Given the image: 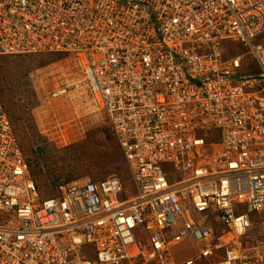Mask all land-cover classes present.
<instances>
[{
	"label": "built area",
	"instance_id": "built-area-1",
	"mask_svg": "<svg viewBox=\"0 0 264 264\" xmlns=\"http://www.w3.org/2000/svg\"><path fill=\"white\" fill-rule=\"evenodd\" d=\"M41 54L70 59L128 180L42 197L0 98V264H264V0H0V56Z\"/></svg>",
	"mask_w": 264,
	"mask_h": 264
},
{
	"label": "rangeland",
	"instance_id": "rangeland-1",
	"mask_svg": "<svg viewBox=\"0 0 264 264\" xmlns=\"http://www.w3.org/2000/svg\"><path fill=\"white\" fill-rule=\"evenodd\" d=\"M75 75L70 59L57 54L0 57V97L42 197L51 195L53 181L61 178L116 174L128 180L104 112L73 85ZM61 85L70 86L67 95L50 98ZM252 217L259 223L263 219Z\"/></svg>",
	"mask_w": 264,
	"mask_h": 264
},
{
	"label": "clouds",
	"instance_id": "clouds-1",
	"mask_svg": "<svg viewBox=\"0 0 264 264\" xmlns=\"http://www.w3.org/2000/svg\"><path fill=\"white\" fill-rule=\"evenodd\" d=\"M29 56V55H28ZM60 56H64V55H60ZM66 58H67V56H65ZM67 95V94H66ZM66 95H63V96H66ZM63 96H61V98H63ZM1 98V97H0ZM50 98H51V96H50ZM52 99H60V97H58V98H52ZM2 101V100H1ZM3 103V102H2ZM4 105V104H3ZM5 108V107H4ZM6 110V109H5ZM7 112V111H6ZM7 114H8V112H7ZM9 115V114H8ZM10 117V116H9ZM119 147V146H118ZM22 149V148H21ZM22 152L24 153V151H23V149H22ZM24 156L26 157V155H25V153H24ZM26 160H27V158H26ZM29 163V162H28ZM30 166V165H29ZM30 175H31V177L33 178V174H32V172H31V170H30ZM33 180H34V178H33ZM34 182H35V180H34ZM36 183V182H35ZM37 184V183H36Z\"/></svg>",
	"mask_w": 264,
	"mask_h": 264
},
{
	"label": "crops",
	"instance_id": "crops-1",
	"mask_svg": "<svg viewBox=\"0 0 264 264\" xmlns=\"http://www.w3.org/2000/svg\"><path fill=\"white\" fill-rule=\"evenodd\" d=\"M107 122V121H106ZM108 124V123H107ZM115 142H116V140H115ZM116 144H117V142H116ZM117 146H118V144H117ZM119 148V147H118ZM119 151H120V154H121V156H122V153H121V150H120V148H119ZM73 177H77V176H73ZM73 179H76V178H73ZM57 180V179H56ZM55 182V180L53 181V183ZM192 253H193V251L192 250H189V252L187 253H185L184 255H183V257H189L190 255H192ZM188 254V255H187Z\"/></svg>",
	"mask_w": 264,
	"mask_h": 264
},
{
	"label": "bare ground",
	"instance_id": "bare-ground-1",
	"mask_svg": "<svg viewBox=\"0 0 264 264\" xmlns=\"http://www.w3.org/2000/svg\"><path fill=\"white\" fill-rule=\"evenodd\" d=\"M255 10H256V9H255ZM247 16H248L249 20L252 19V13L247 12ZM0 57H7V56H0ZM23 228H24V227H23Z\"/></svg>",
	"mask_w": 264,
	"mask_h": 264
}]
</instances>
